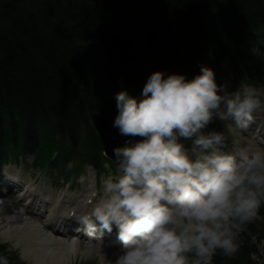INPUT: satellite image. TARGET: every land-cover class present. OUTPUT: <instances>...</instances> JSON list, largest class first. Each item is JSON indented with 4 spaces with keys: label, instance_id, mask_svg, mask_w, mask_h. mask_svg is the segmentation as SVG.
<instances>
[{
    "label": "trees",
    "instance_id": "1",
    "mask_svg": "<svg viewBox=\"0 0 264 264\" xmlns=\"http://www.w3.org/2000/svg\"><path fill=\"white\" fill-rule=\"evenodd\" d=\"M252 25L264 39V0H0V162L59 134L98 164L101 140L112 154L127 139L115 93L138 97L156 70L191 78L228 59L264 84ZM252 252L226 262L258 264Z\"/></svg>",
    "mask_w": 264,
    "mask_h": 264
},
{
    "label": "clouds",
    "instance_id": "2",
    "mask_svg": "<svg viewBox=\"0 0 264 264\" xmlns=\"http://www.w3.org/2000/svg\"><path fill=\"white\" fill-rule=\"evenodd\" d=\"M115 100L113 127L127 137L113 148L115 170L86 209L68 218L83 225L89 242L115 227L121 246L105 264H213L217 254L234 257L264 204V141L231 140L211 125L246 130L254 114L264 113V89H229L201 63L191 78L153 71L138 97L124 89ZM249 236L259 252L253 257H264V238ZM0 264L7 258L0 256Z\"/></svg>",
    "mask_w": 264,
    "mask_h": 264
},
{
    "label": "bare ground",
    "instance_id": "3",
    "mask_svg": "<svg viewBox=\"0 0 264 264\" xmlns=\"http://www.w3.org/2000/svg\"><path fill=\"white\" fill-rule=\"evenodd\" d=\"M251 27L249 28L248 32H246L248 34L243 35L244 39H246L247 36L258 34V31H260L254 30L253 25ZM250 37L253 40V36ZM222 61L223 59H221V62ZM35 123H37V121L34 122V124ZM91 125H95V123L92 122ZM42 133V131H39V134ZM11 171V169L6 167L4 168L2 173L0 172V174L5 175L7 173H10ZM17 176L18 177H14L12 180V184L15 186L19 184V182H24L26 180L25 178H23V176ZM20 178L24 181H21ZM34 189L35 188L33 185L28 189L26 193L27 198L31 197ZM62 200V197L54 199L53 197L51 198L49 196H46L41 200L40 203H38L44 204L45 202H52V208L49 212L51 219L54 216L56 219H58L60 215H65V224L61 221H55L51 224L53 227H56L58 225H60L61 227L67 225V220L72 221V219L68 218L70 211L73 210L76 212V209L79 206H82L81 200L79 198H75L72 200L70 207L66 210L64 208V200ZM19 203H21V201H19ZM44 207L45 205H42L38 208L41 210ZM9 211L10 210L8 208V205H6V201L3 199V197H0V216L1 214H4V216L0 217V221L6 220L7 222V224L3 227L5 229L0 232V236L5 242L13 241L16 247H21L25 259L32 261L34 264H73L78 254L82 252L81 245L79 243L67 242L64 237L59 236V233L56 230L50 229L49 226L45 225V227L48 229V231L46 232L44 230V226L25 219V214H23L21 211L11 213ZM26 213L28 215L31 213V211L28 209ZM116 251L117 250H114L110 257L106 254L103 255L102 264H105L106 257L109 259H114L113 253Z\"/></svg>",
    "mask_w": 264,
    "mask_h": 264
},
{
    "label": "rangeland",
    "instance_id": "4",
    "mask_svg": "<svg viewBox=\"0 0 264 264\" xmlns=\"http://www.w3.org/2000/svg\"><path fill=\"white\" fill-rule=\"evenodd\" d=\"M226 66H228L227 64H225ZM21 145V144H20ZM33 163L34 160L32 157H25L24 158V162H17L16 164H14V166L18 169V171H22L24 172V175L27 177H31L32 181H36V186H38L39 189H44L46 187V182L48 181L49 178H47L46 176H44L43 173H41L39 170L35 169L33 167ZM45 186V187H44ZM48 187H50V184H48ZM87 189L85 190V188L83 187L82 190L77 189L75 190L73 193L70 192H66L65 188L64 189H59L58 191L55 190V192H57L58 194H62V195H67L69 197H74L76 194L77 195H83L85 193H87ZM13 225V224H12ZM2 238L0 237V242H2ZM18 248H16L13 244V242L10 243V247L9 250H17ZM82 249L85 250L87 252V250H91L92 253L89 256H78L77 257V261L76 264H100L101 260H102V256L104 254H106V250L103 249V247L101 245H92V244H87V243H82ZM21 257V261H25L24 258L22 257V255H20ZM27 264H33V262L31 261H27ZM75 264V263H74Z\"/></svg>",
    "mask_w": 264,
    "mask_h": 264
}]
</instances>
